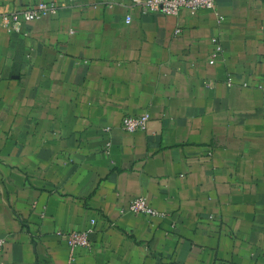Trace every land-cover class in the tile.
<instances>
[{
	"label": "crops",
	"instance_id": "obj_1",
	"mask_svg": "<svg viewBox=\"0 0 264 264\" xmlns=\"http://www.w3.org/2000/svg\"><path fill=\"white\" fill-rule=\"evenodd\" d=\"M39 2L58 14L0 28V264H264V0L0 12ZM137 197L163 216L121 214Z\"/></svg>",
	"mask_w": 264,
	"mask_h": 264
},
{
	"label": "built area",
	"instance_id": "obj_2",
	"mask_svg": "<svg viewBox=\"0 0 264 264\" xmlns=\"http://www.w3.org/2000/svg\"><path fill=\"white\" fill-rule=\"evenodd\" d=\"M141 6L142 14H163L178 16L182 12L195 14L201 10L217 11L218 0H134ZM58 6L53 3L39 2L33 6L25 7L23 10L12 11L10 13L0 12V28L8 33L20 32L24 24L33 23L42 20L46 17H54L58 14ZM220 18H222L220 16ZM132 21L131 16H127L126 23ZM216 44V52L221 51V47L216 39H213ZM216 59V53L210 57L209 63L213 64ZM229 83H231L229 81ZM248 84H244L247 86ZM149 115L141 116L126 115L121 122V127L124 131L135 133L143 131L147 127ZM108 147V144H107ZM120 213H130L139 217L148 219L163 216V213L155 209L152 204L144 197H137L130 201L126 209H120ZM64 239L71 257L77 250L91 249L92 242L90 233L87 231H69L59 233ZM5 241L0 238V259L4 251Z\"/></svg>",
	"mask_w": 264,
	"mask_h": 264
}]
</instances>
